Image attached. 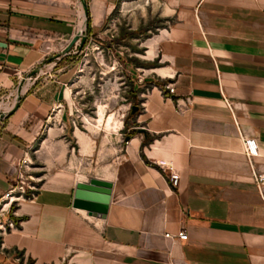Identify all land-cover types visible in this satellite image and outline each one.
Masks as SVG:
<instances>
[{"label": "crops", "instance_id": "obj_1", "mask_svg": "<svg viewBox=\"0 0 264 264\" xmlns=\"http://www.w3.org/2000/svg\"><path fill=\"white\" fill-rule=\"evenodd\" d=\"M162 2L172 24L145 45L158 66L132 88L134 124L110 131L65 95L75 69L43 70L74 37L102 40L120 0H0V95L36 78L0 127V199L36 187L0 263L264 264V0ZM90 180L111 184L104 216L73 206Z\"/></svg>", "mask_w": 264, "mask_h": 264}, {"label": "rangeland", "instance_id": "obj_2", "mask_svg": "<svg viewBox=\"0 0 264 264\" xmlns=\"http://www.w3.org/2000/svg\"><path fill=\"white\" fill-rule=\"evenodd\" d=\"M168 13L162 0H120L109 23V31L101 36L102 40L94 37L92 40L86 39L80 49L82 37H79L70 52L67 46H63L57 58L50 61L55 67L51 70L49 67L43 73L56 78L75 69L73 75L76 73L77 81L80 82L75 89L72 87L74 78L66 81L64 93L67 95L71 90V93L82 95L81 102L87 104L88 123L103 118L108 130L116 131L117 127H122V123L124 127V122L127 123L129 119V125L132 126L134 117L130 116L131 107L139 103L131 95L132 88L136 93L141 91L134 87L140 74L148 73V68L152 66H158L157 62L148 61L150 56L146 53L145 45L154 33L172 24ZM86 93L89 94L83 96ZM119 108L121 110L118 112ZM99 109L102 113L100 118L96 114ZM123 113L126 114L124 119L116 123L118 116ZM78 119L82 120L80 124H86L83 117Z\"/></svg>", "mask_w": 264, "mask_h": 264}, {"label": "built area", "instance_id": "obj_3", "mask_svg": "<svg viewBox=\"0 0 264 264\" xmlns=\"http://www.w3.org/2000/svg\"><path fill=\"white\" fill-rule=\"evenodd\" d=\"M81 37V36H80ZM50 67V68H49ZM54 63H49L45 66L44 70L49 68L50 70L54 68ZM32 77H28L19 86L15 88V90L7 95H0V127L3 126L4 121L8 118L9 114L15 109V107L20 103L21 98L27 93L28 89L33 85L34 81ZM165 90L168 91L169 94H173L174 90L170 87V85H166ZM129 111V108L127 109ZM125 116V115H123ZM123 118V117H122ZM245 153L248 156H255L257 154L256 148L254 145V141H245ZM29 162L23 158L20 162V167L25 168ZM170 169V168H169ZM169 180L172 186H177L179 175L171 174ZM254 180L258 187L264 185V175L255 174ZM33 191H35V186L33 185H25L21 184L18 187H15L9 190L2 199H0V237L5 235L6 233L14 230L17 226L15 221V213L12 211V205L18 202V199L27 193L32 195ZM15 193H19L18 197H15ZM167 238H176L180 241L187 240V235L184 231L179 232L176 235L166 234Z\"/></svg>", "mask_w": 264, "mask_h": 264}, {"label": "water", "instance_id": "obj_4", "mask_svg": "<svg viewBox=\"0 0 264 264\" xmlns=\"http://www.w3.org/2000/svg\"><path fill=\"white\" fill-rule=\"evenodd\" d=\"M87 15L86 9L84 10ZM79 36L74 37L67 49L69 50L78 40ZM80 49L83 47L86 38L80 39ZM139 109V106L131 107V114H135ZM111 184L99 180H90L88 183H79L76 186L73 206L75 208L85 209L91 215H102L106 213L109 195H110Z\"/></svg>", "mask_w": 264, "mask_h": 264}, {"label": "trees", "instance_id": "obj_5", "mask_svg": "<svg viewBox=\"0 0 264 264\" xmlns=\"http://www.w3.org/2000/svg\"><path fill=\"white\" fill-rule=\"evenodd\" d=\"M126 122V121H125Z\"/></svg>", "mask_w": 264, "mask_h": 264}]
</instances>
